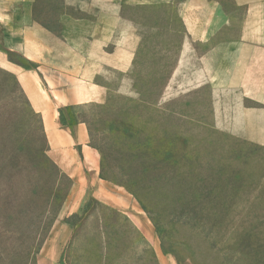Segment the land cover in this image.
Masks as SVG:
<instances>
[{"label": "rangeland", "instance_id": "374dc122", "mask_svg": "<svg viewBox=\"0 0 264 264\" xmlns=\"http://www.w3.org/2000/svg\"><path fill=\"white\" fill-rule=\"evenodd\" d=\"M59 2L40 0L37 13L54 20ZM125 14L141 37L129 73L97 77L105 103L61 109L67 123L85 120L102 150L89 138L100 186H72L40 114L0 68V264L58 253L68 264H153L135 230L142 221L164 264H264V139L228 131L236 124L216 121L208 86L174 79L184 29L172 8ZM110 185L131 199V221L110 202Z\"/></svg>", "mask_w": 264, "mask_h": 264}, {"label": "crops", "instance_id": "0c3cea01", "mask_svg": "<svg viewBox=\"0 0 264 264\" xmlns=\"http://www.w3.org/2000/svg\"><path fill=\"white\" fill-rule=\"evenodd\" d=\"M59 1L53 20L37 13L40 0H0V68L15 77L40 114L49 153L73 187L103 183L101 156L89 145L87 126L62 124L59 111L105 103L107 86L97 77L108 70L129 73L141 37L126 8H172L184 29L174 79L184 76L187 89L208 86L216 121L236 124L228 131L264 139V0ZM9 52L31 67L12 61ZM110 202L131 221V199L120 188L110 185ZM140 224L135 230L148 241L153 264H164L155 235ZM60 255L42 254L37 264H68ZM168 264L180 263L170 258Z\"/></svg>", "mask_w": 264, "mask_h": 264}, {"label": "trees", "instance_id": "16d2710c", "mask_svg": "<svg viewBox=\"0 0 264 264\" xmlns=\"http://www.w3.org/2000/svg\"><path fill=\"white\" fill-rule=\"evenodd\" d=\"M8 55H9V56H10V55H15V56H17L18 61H14V62L18 63L19 65H21V66H23V67H25V68H30V67H31V63H30L29 61L23 59L22 57H18L17 54H15V53H10V52H9ZM11 60H12V59H11ZM59 120H60V122H61L62 124H64V125L72 126V125H74V124H76V123L81 122V123H84V124L87 126V122H86L85 120L72 121V123H70V122L67 123V122L62 118V112H61V110L59 111ZM87 128H88V126H87ZM88 131H89V128H88ZM88 133H89V132H88ZM89 138H90V141H91V144H90V145H91L92 147L96 148L97 150L102 151L98 146H96V145H94V144L92 143V135H91V133H89ZM100 177H101V178H104L101 174H100ZM135 192H136V191H132L133 194H135Z\"/></svg>", "mask_w": 264, "mask_h": 264}]
</instances>
